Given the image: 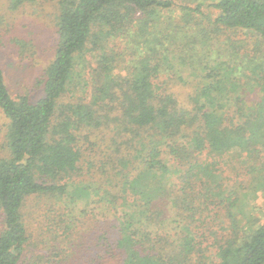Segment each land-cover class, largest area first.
Returning <instances> with one entry per match:
<instances>
[{
    "label": "trees",
    "instance_id": "16d2710c",
    "mask_svg": "<svg viewBox=\"0 0 264 264\" xmlns=\"http://www.w3.org/2000/svg\"><path fill=\"white\" fill-rule=\"evenodd\" d=\"M2 1L15 11L37 0ZM56 5L58 38L43 73L44 97L12 98L0 67V109L9 121V155L0 158V264L28 261V199L73 204L91 195L121 209L120 264H264V221L242 207L250 184L264 189V64L261 96L248 106L235 80L239 66L234 78L222 64L204 72L195 44L187 48L199 7L170 0ZM212 6L216 29L264 38V0ZM177 7L182 18L172 14ZM88 50L100 53L90 72L79 59ZM88 87V103H60ZM110 123L113 150L86 164L80 128Z\"/></svg>",
    "mask_w": 264,
    "mask_h": 264
},
{
    "label": "rangeland",
    "instance_id": "374dc122",
    "mask_svg": "<svg viewBox=\"0 0 264 264\" xmlns=\"http://www.w3.org/2000/svg\"><path fill=\"white\" fill-rule=\"evenodd\" d=\"M170 1L176 6L200 8L193 16L187 36V48H192L195 44L192 52L202 60L201 69L209 72L212 67L222 64L229 67V71H234L231 76L229 71H224L225 75L234 78L236 65L239 66L240 72L236 74L235 80L250 98L247 105L256 103L261 96L257 91L260 81L258 65L264 64V38L247 30L216 29L214 20L219 12L212 4L218 0ZM56 3L57 0H37L33 5H24L11 11L5 1L0 0V67L9 93L14 99L22 96L36 103L44 97L43 73L55 57L58 38ZM175 10L172 14L182 18L178 7ZM98 53L97 50L85 51L79 57L80 65L90 72L96 66ZM118 72L122 74V68H118ZM198 80L189 83L188 88L192 89ZM207 83L205 80L204 85ZM183 84H179L178 93L186 96ZM86 91L78 90L66 94L60 103H88L91 100V89L88 87ZM8 124V119L0 109V158H7L9 155L6 145ZM80 129L78 143L83 150L86 164L92 162V159L102 160L112 149L114 124L110 123L101 129ZM233 164V169H237V165L234 162ZM85 180L88 181L89 178ZM249 188L242 207L245 211H253L255 218L262 222L264 189L259 183L250 184ZM105 198L99 201L95 195H91L89 199L77 200L74 205L69 199L57 200L44 196L28 199L23 208L30 236L26 264L36 258L40 259V264H120L116 242L119 225L123 221L120 218L122 213L120 208L108 205ZM209 243L210 247L214 245L212 241ZM209 251L211 253L212 250Z\"/></svg>",
    "mask_w": 264,
    "mask_h": 264
}]
</instances>
